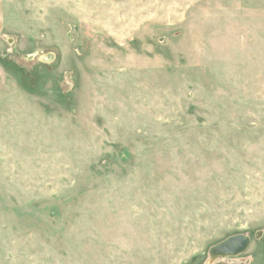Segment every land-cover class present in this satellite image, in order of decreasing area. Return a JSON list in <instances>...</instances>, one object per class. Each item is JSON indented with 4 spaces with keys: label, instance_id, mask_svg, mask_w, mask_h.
Returning <instances> with one entry per match:
<instances>
[{
    "label": "rangeland",
    "instance_id": "1",
    "mask_svg": "<svg viewBox=\"0 0 264 264\" xmlns=\"http://www.w3.org/2000/svg\"><path fill=\"white\" fill-rule=\"evenodd\" d=\"M0 264H264V0H0Z\"/></svg>",
    "mask_w": 264,
    "mask_h": 264
},
{
    "label": "water",
    "instance_id": "2",
    "mask_svg": "<svg viewBox=\"0 0 264 264\" xmlns=\"http://www.w3.org/2000/svg\"><path fill=\"white\" fill-rule=\"evenodd\" d=\"M54 57L55 54L53 52H46L40 55L38 59L43 63H50L54 60ZM259 233L260 231L255 235L256 238L259 237ZM250 241L248 234L246 235L242 233H235L222 239L219 243L213 245L209 249L208 254H210L211 262L218 258L230 259L240 255L248 249Z\"/></svg>",
    "mask_w": 264,
    "mask_h": 264
}]
</instances>
